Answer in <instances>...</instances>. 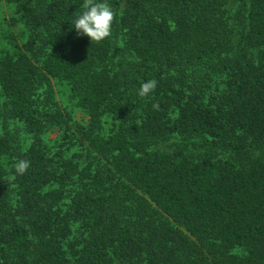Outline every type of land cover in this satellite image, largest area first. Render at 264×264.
I'll return each instance as SVG.
<instances>
[{"label": "trees", "instance_id": "obj_1", "mask_svg": "<svg viewBox=\"0 0 264 264\" xmlns=\"http://www.w3.org/2000/svg\"><path fill=\"white\" fill-rule=\"evenodd\" d=\"M0 1V264H264V0H108L99 42L83 0Z\"/></svg>", "mask_w": 264, "mask_h": 264}, {"label": "clouds", "instance_id": "obj_2", "mask_svg": "<svg viewBox=\"0 0 264 264\" xmlns=\"http://www.w3.org/2000/svg\"><path fill=\"white\" fill-rule=\"evenodd\" d=\"M115 12L108 0H83L80 12L71 21V28L77 37L85 36L90 41H102L111 36ZM155 80L142 82L138 96H149L156 88ZM158 107V105H153ZM30 167V161L20 159L14 164L16 174L23 175Z\"/></svg>", "mask_w": 264, "mask_h": 264}, {"label": "rangeland", "instance_id": "obj_3", "mask_svg": "<svg viewBox=\"0 0 264 264\" xmlns=\"http://www.w3.org/2000/svg\"><path fill=\"white\" fill-rule=\"evenodd\" d=\"M235 3L233 0L230 1L229 5L227 6L228 11V17L233 16ZM13 8L3 3V1H0V32L2 36H9L11 35H17L21 32V29L18 27H12L10 25V19L13 18ZM239 30V27L237 26L236 31ZM236 38L238 39V36L236 35ZM125 58L129 59L128 56H125ZM120 59V58H119ZM117 59V60H119ZM53 88L55 91V98L60 104V106L64 109H66L68 112L72 114L74 119L81 123H86L87 118L84 116L83 113H81L77 108H75L73 100L71 99L70 93L68 89L62 84L57 81H52ZM103 124V132L107 133L108 130L111 129L112 125L110 124V119L106 118L104 119ZM10 128L15 130L21 140V148L22 150H26L29 146L30 139L28 136L22 131L20 126L16 123H13L10 125ZM59 132L57 130H54L52 133H50L47 136V142L51 145L56 138H58ZM178 142L176 138L170 139L165 144H162L159 146V149L169 150L173 147L174 143ZM236 254L241 255L243 252L241 250H235Z\"/></svg>", "mask_w": 264, "mask_h": 264}]
</instances>
